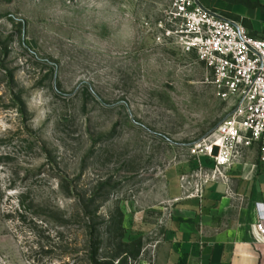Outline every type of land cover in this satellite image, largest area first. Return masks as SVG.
I'll list each match as a JSON object with an SVG mask.
<instances>
[{
    "label": "rangeland",
    "instance_id": "1",
    "mask_svg": "<svg viewBox=\"0 0 264 264\" xmlns=\"http://www.w3.org/2000/svg\"><path fill=\"white\" fill-rule=\"evenodd\" d=\"M173 1L0 0V264H155L171 175L232 107L157 43ZM201 2L264 38V0Z\"/></svg>",
    "mask_w": 264,
    "mask_h": 264
},
{
    "label": "built area",
    "instance_id": "2",
    "mask_svg": "<svg viewBox=\"0 0 264 264\" xmlns=\"http://www.w3.org/2000/svg\"><path fill=\"white\" fill-rule=\"evenodd\" d=\"M155 33L160 45L174 44L211 69L221 99L232 104L228 116L193 149L197 169L180 177L183 200L202 202L210 184H223L228 191L229 173L246 149L258 145L264 163V38L201 0H174ZM203 159L212 166H204ZM256 216V230L264 240L260 205Z\"/></svg>",
    "mask_w": 264,
    "mask_h": 264
},
{
    "label": "crops",
    "instance_id": "3",
    "mask_svg": "<svg viewBox=\"0 0 264 264\" xmlns=\"http://www.w3.org/2000/svg\"><path fill=\"white\" fill-rule=\"evenodd\" d=\"M204 166H212L207 159ZM169 181L170 218L157 244L155 264H264V240L256 230V205L264 211V163L258 145L246 149L229 173L230 185L210 184L202 202L183 200L180 177ZM171 181H177L172 190Z\"/></svg>",
    "mask_w": 264,
    "mask_h": 264
},
{
    "label": "trees",
    "instance_id": "4",
    "mask_svg": "<svg viewBox=\"0 0 264 264\" xmlns=\"http://www.w3.org/2000/svg\"><path fill=\"white\" fill-rule=\"evenodd\" d=\"M17 104H19V106H21V107H23V104H22V102H21V100L18 98L16 101H15ZM121 224H122V222H121ZM122 228V225L120 226V229ZM123 239H124V237H123V235H121L120 236V248L122 247V246H125V244L123 243ZM128 241H129V243H131V244H133V245H138V240L137 239H133V237H129V239H128ZM97 250H96V253L94 254V256H92V259L91 260H93V262H96L97 263V260H96V256H97ZM121 253V252H120ZM120 253H118L115 257H114V260H118L119 261V263L118 264H127V260H124V259H122L121 258V254ZM105 264H113V262H111V263H105Z\"/></svg>",
    "mask_w": 264,
    "mask_h": 264
}]
</instances>
